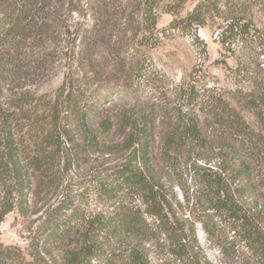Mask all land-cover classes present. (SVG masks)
Segmentation results:
<instances>
[{"label":"trees","instance_id":"16d2710c","mask_svg":"<svg viewBox=\"0 0 264 264\" xmlns=\"http://www.w3.org/2000/svg\"><path fill=\"white\" fill-rule=\"evenodd\" d=\"M219 1L100 0L95 23L81 37L83 56L89 55L95 31L117 50L113 38L122 41L137 23L141 43L150 49L168 29L191 31L210 21L220 29L227 52L240 41L258 57L263 54L264 38L253 20L224 15ZM48 2L0 0V93L9 92L6 99L0 94V225L11 212L21 222L39 213L26 227V246L0 242V264H153L152 251L158 256L155 264H211L199 253L194 223L180 215L183 205L166 175L174 177L187 202L194 198L200 213L195 221L216 242L226 264H264V194L251 209L238 198L253 186V173L226 139L235 129L249 135L234 106L213 97L203 119L174 114L155 149L150 114H100L94 94L85 88L95 78L90 65L79 64L81 84L69 66L54 96L16 93L20 81L43 68L40 52L47 48L37 52L32 41L39 37L46 45L51 39L46 36L52 23ZM191 2L193 8L187 9ZM162 14L173 19L159 28ZM148 61L147 54L137 63L122 60L119 70L139 80ZM243 70L248 73L250 67L240 60L232 72ZM256 81L245 100L262 113L257 116L264 125V78ZM202 89L192 76L181 85L179 99L194 106ZM206 121L211 128L224 122L221 131H228L219 132L213 147ZM215 155L221 156L217 165L211 164ZM104 158L109 162L92 164ZM86 166L88 178L75 189L74 176Z\"/></svg>","mask_w":264,"mask_h":264},{"label":"rangeland","instance_id":"374dc122","mask_svg":"<svg viewBox=\"0 0 264 264\" xmlns=\"http://www.w3.org/2000/svg\"><path fill=\"white\" fill-rule=\"evenodd\" d=\"M99 5L100 0H49L45 9L52 23H49L51 28L47 29L46 36L51 39L46 45L38 42L42 40L39 37L37 41H32L37 52L39 48L44 46L47 48L40 52L41 60H45L43 68L31 72L25 81H20L18 88H15L16 93L30 90L40 96H54L58 94L66 74L70 72L69 66H72L73 76L77 79L76 83L81 84L84 80L83 74H78L79 64L90 65L95 72V78L93 83H85V88H88L89 93L94 94L100 114H109L113 117L119 114H150L155 121L153 125L156 135L155 149H159L160 134L175 122L174 114H195L203 119L210 111L207 106L212 98H221L235 107L236 114L240 118H244L247 124L245 131L249 133L246 135L235 129L231 136L226 137L228 144L236 148L239 160L246 161L253 173L254 183L251 189L237 196L248 209L256 206L258 200L262 202L264 133L262 136L261 132L264 125L257 116L262 113L247 107L245 94L257 86L256 80L264 78V53L258 57L255 51L240 41L233 43L234 51L227 52L219 41L220 29L210 21L206 27L191 31L168 29L161 36L158 44L150 49L142 45L141 33L137 32L139 31L137 23L131 27V32H126L122 41H118V37L113 38L112 42L116 40L113 45L115 48L117 46V50H110L103 33L95 31L89 44V55L86 57V55L83 56L86 49L84 50L81 37L95 23L94 19L98 14L96 9ZM219 5L224 15L237 13L246 19L251 18L260 30L257 34L264 38V0H220ZM193 6L194 2H191L187 4V9H192ZM172 19V15L162 14L158 20V27L168 26ZM144 54L148 55L150 64L146 72L142 71V77L139 80H131L121 73L119 68L122 60L125 63L129 60L137 63L144 58ZM240 60L248 64L250 71L246 73L243 70L240 75H236L232 69L238 67ZM192 76L195 77L199 87L203 86L205 91L194 106H186L179 99L178 93L181 85L188 82ZM0 94H3L6 99L9 92L2 89ZM210 124L211 122L208 121L204 123L205 130L210 132L213 147L219 143L221 135L219 132L228 131H221L223 127H226L224 122L213 128ZM259 135L262 138L258 137ZM220 159L221 156L215 155L211 164H219ZM94 161L92 164L96 166L100 162H109L105 158L100 159L98 164ZM88 170L86 166L76 173L77 176H74L73 181L75 189L88 178L86 176ZM166 179L183 205L181 208L178 206L180 215L184 218L188 217L189 222L194 223L199 253L211 264H226L216 242L209 239L203 230L202 223L195 221L200 213L199 207L195 206L194 198L187 202L174 177L166 175ZM185 179H188L187 186H190V177L185 176ZM189 193H193V188ZM38 214L21 222L17 212L9 213L0 225V242L26 246V227L34 224L33 221ZM221 234L228 233L222 231ZM151 256L153 264L157 263L158 256L154 251L151 252Z\"/></svg>","mask_w":264,"mask_h":264}]
</instances>
